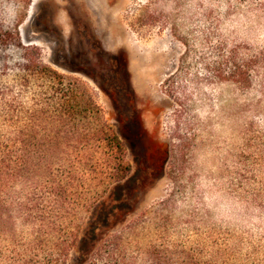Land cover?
I'll return each mask as SVG.
<instances>
[{"label":"rangeland","instance_id":"obj_1","mask_svg":"<svg viewBox=\"0 0 264 264\" xmlns=\"http://www.w3.org/2000/svg\"><path fill=\"white\" fill-rule=\"evenodd\" d=\"M0 18L88 88L131 165L101 209L78 211L85 242L65 264L98 249L116 264V247L137 264L167 251L175 264H264V66L243 82L212 69L219 42L238 61L264 51V0H0ZM3 54L0 84L26 103L64 86L29 74L28 51Z\"/></svg>","mask_w":264,"mask_h":264},{"label":"trees","instance_id":"obj_2","mask_svg":"<svg viewBox=\"0 0 264 264\" xmlns=\"http://www.w3.org/2000/svg\"><path fill=\"white\" fill-rule=\"evenodd\" d=\"M10 45L28 51L23 58L29 74L43 69L64 86L55 88L51 97L47 91H33L26 103L21 93L0 84V264H65L69 253L85 242L78 211L101 209L105 193L128 177L131 165L123 141L88 88L42 63L37 47L22 45L17 24L10 30L0 18V75L5 74L3 53ZM216 52L212 69L218 78L228 75L239 81L235 77L243 76L240 80L247 81L257 62L264 66V51L238 61L236 48L226 49L219 42ZM27 81L22 77L19 84L26 87ZM19 229L29 237L18 238ZM3 243L11 246L9 256ZM96 255L90 264H115L112 253L104 257L98 249ZM164 255L167 259L159 264H175L171 253ZM116 264L137 263L128 262L116 247Z\"/></svg>","mask_w":264,"mask_h":264}]
</instances>
